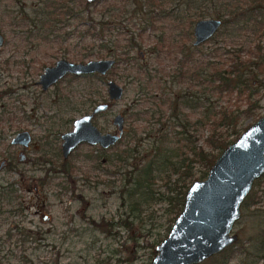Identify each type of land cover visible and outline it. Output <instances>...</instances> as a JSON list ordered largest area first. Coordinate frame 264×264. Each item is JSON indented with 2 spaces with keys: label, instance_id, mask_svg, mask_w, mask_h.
I'll return each mask as SVG.
<instances>
[{
  "label": "trees",
  "instance_id": "trees-1",
  "mask_svg": "<svg viewBox=\"0 0 264 264\" xmlns=\"http://www.w3.org/2000/svg\"><path fill=\"white\" fill-rule=\"evenodd\" d=\"M102 1L106 0L93 3L82 0H39L28 13L22 9L19 15L13 16L15 35L21 39L25 48L37 49L41 44H50L68 52V43L73 45L74 51H78L76 49L79 47L99 58L112 57L116 60V66L121 60L125 64L132 62L133 57L129 56V51L140 48L143 35L156 31L157 24L161 22L188 18L191 23L208 13L223 20V27L214 36L221 38L218 40L221 44L207 55L206 60L203 59L205 54L191 46L185 48V45H181L179 51L175 50L180 34H167L164 31L156 34L155 46L150 49L152 59L158 61L153 68L146 65V57H134L138 64L134 63L133 66L137 74L142 75L133 76L138 87L134 106L123 111L132 123L124 130L126 140L123 148L115 150L105 159L109 164L117 163V170H123L124 180L119 192L124 194L121 201L127 209L126 216L118 221L90 218L88 223L91 227L89 230L94 233L98 231L104 239L114 238L116 229L129 233L137 225L145 237L149 232L142 228L146 207L156 202H165L167 213L174 216L168 220L172 222L183 206L184 195L189 187L186 182L207 175L221 151L240 135L242 118L252 116V120H256L261 116L255 113L259 99H254V96L264 88V47L258 41L264 33V23L253 20L255 24L249 26L251 17L247 11L250 7L256 10L263 4L262 0H125L126 5L128 2L133 3L131 10L124 8V4L121 9L115 4L97 9ZM90 6L92 9L89 10ZM94 12L99 15L96 16ZM84 13L87 15L84 16ZM68 26L73 27L69 29ZM248 29L252 30L251 36ZM229 37L237 45L226 49L223 43ZM250 37L257 41L254 42ZM72 38L75 41H71ZM86 39L91 41L83 45ZM164 48L166 51H163ZM172 50L178 54L180 52V58ZM162 53L168 57L175 55L172 58L174 67L165 71L161 64ZM83 56L88 55L85 53ZM80 61L84 60L81 58ZM140 61L144 64H140ZM68 77L70 84L77 81L74 92L81 98L79 104L91 107L97 103V96H101L103 76L90 74ZM82 82L89 84L88 87L81 86ZM70 93L69 90L68 95ZM62 99V95L57 97V100ZM67 100L72 103L69 96ZM241 102L246 103L245 108L239 105ZM193 112L199 114L195 120H191ZM4 114H8V111L0 112V123ZM6 118L9 119L8 116ZM139 122L146 126L140 132L136 130ZM194 131L203 133V144L198 145L196 141L199 137L193 134ZM58 132L55 131V139L58 138ZM5 139L4 132L0 130V145ZM52 150L50 146H43L37 152L40 157L33 158L32 166L44 169L47 174L51 173V179L57 176L61 179L57 185L67 189V185L74 182L72 174L75 166L69 158L64 160L57 148L54 152ZM7 158L5 169L9 172L17 171L16 159L13 156ZM46 164L49 166L45 167ZM196 164L200 166L197 177V171H194ZM158 180L163 181L167 187L166 194L155 190ZM20 186L24 185L18 181L0 184V205L3 203L11 207L10 204L20 197ZM246 199L242 203L244 207ZM17 205L18 208L12 207L10 211H22V202ZM254 217L253 235L245 238V241L237 240L199 264H229L236 251L244 254L242 264H264V212ZM128 238L133 241L134 249L106 247V254L94 257L93 264H134L137 251L142 249H148L147 258L151 259L158 240L140 241L134 233L128 234ZM121 253L126 254L122 256Z\"/></svg>",
  "mask_w": 264,
  "mask_h": 264
},
{
  "label": "rangeland",
  "instance_id": "rangeland-1",
  "mask_svg": "<svg viewBox=\"0 0 264 264\" xmlns=\"http://www.w3.org/2000/svg\"><path fill=\"white\" fill-rule=\"evenodd\" d=\"M82 1L85 2V0ZM107 1L112 2L107 3ZM37 2L39 0H0V33L3 35V43L0 46V93L2 91L7 92L2 93L0 96V112L8 111V114H4V119L0 123V130L4 132L7 138L0 145V155L2 156L0 160L4 158L7 161V157L13 156L17 164V171L11 170L9 172L4 166L0 172V184H5L6 181H18L24 185L20 186V197L10 204L11 207L8 208L7 204L3 205V203L0 205V264H93L94 257L99 254L102 257L106 254L104 253L106 247L134 249L133 241L128 238V234L133 235V233L140 241H144V239H146V242L158 240L156 243L158 244L167 235L170 228L167 227L171 226L173 222L169 223L168 220L174 217L172 214L167 213L165 202H156L146 207L142 228H146L149 232L145 237H143V230L140 231L138 225L129 233L123 229H116L117 233L114 238L110 237V239H104L98 231L94 233L89 230L91 228L88 223L90 218L118 221L126 216L127 209L121 201L124 194L119 192L124 180L123 170H117V166H119L117 163L109 164V161H106L108 156L115 150L123 148L126 140L124 134L120 142L109 149L104 150L98 145L87 143H81L77 146L68 157L75 166V172L72 174L74 182L67 185V189H61L57 185V182L61 179L57 176L51 179V173L47 174L44 169L40 170L37 166H32V161L36 156L40 157L37 152L42 150L43 146H50L53 150L57 148L61 155L60 134L71 130L74 118L89 112L97 103L108 101L105 85L107 79H112L121 85L124 88V94L120 100L111 102L106 111L97 114L93 121L102 132H115L111 120L116 113H120L124 116V130L129 128L132 122L127 119L123 111L134 106L133 100L138 87L136 80L133 81L132 79L133 76L142 75L141 73L137 74L138 71L133 66L134 63L138 64L137 59L135 60L134 57L138 58V54L141 52V57H146L145 63L148 68H153L158 61L152 59L153 55L150 49L155 46L156 34L159 31H164L167 34L180 33L181 35L175 45V50L179 51L181 45H185V48L192 45L193 23L188 29L186 23H183L180 19H169L157 24L158 29L156 31L146 32L140 42L141 47L129 51V56L133 57L132 62L125 64L121 60L116 66L114 64L103 77V84L100 87L101 96H97V103L87 107L79 104L81 98L75 93L77 81L70 84L68 76L56 85L51 86L47 91H42L34 83L43 69L52 65L57 59L65 58L70 61H80L82 58L86 61L99 58L94 54H88L89 51H83L79 47L76 49L78 51H74L75 49H72L73 45L68 43L66 46L69 48L68 52H64V48L59 49L57 45L50 44H41L37 49L34 47L25 48L21 39L15 35L12 18L19 15V11L22 9H26L24 11L28 13ZM124 2L125 0L102 1L97 9H101L103 5L107 6L108 4H115L118 9H121L120 7L124 4V8L131 10L133 3L128 2L129 4L126 5ZM174 2L179 1L175 0ZM261 3L264 5V0ZM22 6L24 7L22 8ZM90 9H92L91 6ZM247 13L251 17V21L248 22L249 26L255 24L253 20L264 23V8L251 10L250 7ZM86 15L87 13H84V16ZM95 15L98 16L99 13L96 12ZM205 17L215 18L216 15L208 13ZM72 27L68 26L67 28L72 29ZM231 31L235 33L233 30ZM247 32L250 35L252 30L248 29ZM213 38L197 47L199 53L206 55H203L205 60L207 55L214 48H217V45L221 44V41H218L221 39L220 37ZM230 38H225L227 41L223 43L226 49L237 45ZM252 39L255 40L254 42L257 41L254 38ZM122 40L120 42H123ZM71 41H75V39L72 38ZM90 41L91 39L84 40L83 45ZM258 41L264 47V33ZM175 50L172 51L175 53ZM163 51H166V49L164 48ZM85 53L88 56H83ZM161 55V64L165 71L174 67L172 58L175 55L178 58L181 56L180 52L179 54H172L171 57L164 53ZM208 59L211 58L208 57ZM140 64L143 65L144 62L140 61ZM88 85L85 82L81 83V86L88 87ZM69 90L71 91L70 95H68ZM59 95H62V100H57ZM67 96L70 97L72 103L71 101L68 102ZM254 99H259L255 113L261 116L264 115V88L254 96ZM245 104V102L239 103L242 108L246 107ZM163 108L167 109L166 106H163ZM198 115V113L193 112L191 120H195ZM7 116L9 119L6 118ZM68 119L70 120L68 121ZM254 121L252 116L242 118L239 126L240 133ZM144 128H146L145 124L139 122L136 130L140 132ZM20 130H28L32 134L30 147L24 151L25 159L23 162L17 159L21 147L10 144V139ZM55 131H59L57 139H55ZM193 134L199 137L196 141L198 145L203 144V138L201 137L203 133L194 131ZM53 150L52 152H54ZM48 166L49 164L45 165V167ZM199 169L200 166L196 164L194 171ZM59 174L57 175L59 176ZM198 174L197 171L196 177ZM45 176L49 178H45ZM174 178L175 176L172 177V179ZM195 180H188L186 182L187 186ZM25 186L28 187V190L24 189ZM35 188H37L36 191ZM155 190L162 194L168 192L167 187L160 180L156 181ZM247 196V199L245 198L246 207L241 205V216L234 227L238 240L243 241L254 234L253 222L256 220L254 216L264 212V175L256 180ZM20 201L22 207H24L22 211L18 213L11 212L10 208H18L17 204ZM43 216H48V219L44 220ZM121 254L124 256L126 253ZM235 254L229 264H242L245 259L244 254L239 253V251H236ZM147 255L148 249L138 250L136 253L138 259L136 258L134 264H149L151 259L148 260Z\"/></svg>",
  "mask_w": 264,
  "mask_h": 264
},
{
  "label": "water",
  "instance_id": "water-1",
  "mask_svg": "<svg viewBox=\"0 0 264 264\" xmlns=\"http://www.w3.org/2000/svg\"><path fill=\"white\" fill-rule=\"evenodd\" d=\"M93 3L96 0H85ZM221 20L201 18L193 25V45L208 41L219 29ZM3 35L0 33V46ZM139 56H142L141 52ZM114 58H93L86 61L57 59L38 75L36 84L42 91L66 76L97 74L105 76L114 66ZM108 101L72 121V128L60 134L61 156L66 160L81 143L108 149L124 133V116L116 113L111 123L115 132H102L94 117L106 111L111 102L123 97L124 88L112 79L105 81ZM32 141L28 130H20L10 139L11 145L27 149ZM24 161V151L18 152ZM5 159L0 160V170ZM264 175V115L248 125L243 132L217 156L204 179L193 181L185 192L183 206L174 218L167 235L155 245L149 264H199L220 253L238 240L234 232L241 216V205L254 182ZM47 216H44V220Z\"/></svg>",
  "mask_w": 264,
  "mask_h": 264
},
{
  "label": "flooded vegetation",
  "instance_id": "flooded-vegetation-1",
  "mask_svg": "<svg viewBox=\"0 0 264 264\" xmlns=\"http://www.w3.org/2000/svg\"><path fill=\"white\" fill-rule=\"evenodd\" d=\"M258 8H259V9H260V8L262 9V8H264V5H262V6L258 7ZM187 12H188V11H187ZM204 17H205V16H204ZM204 17H203V18H204ZM205 18H206V17H205ZM215 18H217V17H215ZM199 19H201V18H199ZM217 19H220V20H221V25H220L219 29L217 30V32H216L211 38H213V37L219 32V30L223 27V20H222V18H217ZM196 20H198V19H196ZM184 21H185V22H184ZM193 21H194V20H193ZM193 21L190 23V20H189L188 18H184L183 23H186V25H187V27H188V29H189L192 23H193V25H194V22H195V21H194V22H193ZM184 29H185V28H184ZM186 31H187V33L189 34L187 28H186ZM179 34H180V33H179ZM179 34H178V35H179ZM180 35H181V34H180ZM180 35H179V36H180ZM192 35H193V26H192ZM211 38H210V39H211ZM210 39H209V40H210ZM193 41H194V37H193ZM193 41H192V45H191V47H193V48H197V47H199L200 45L203 44V43H202V44H200V45H198V46H194V45H193ZM138 55H139V54H138ZM139 57H140L141 59L144 58V57H141V56H139ZM103 77H104V76H103ZM36 81H37V80H36ZM36 81L34 82L35 84H36ZM60 81H61V80H60ZM60 81H59V82H60ZM57 83H58V82H57ZM57 83H56V84H57ZM56 84H55V85H56ZM36 85H37V84H36ZM53 86H54V85H53ZM2 92H3V91H2ZM2 92L0 93V95L2 94ZM5 93H7V92L5 91ZM30 133H31V132H30ZM31 136H32V134H31ZM30 144H31V143H30ZM30 144H29V146H28L27 149H29ZM18 146H19V145H18ZM27 149H23V148H21L22 151H25V150H27ZM21 150H19V151H21ZM3 159H4V158H3ZM1 160H2V159H1ZM6 163H7V161L5 160V164H4V166L6 165ZM4 166H3V168H4ZM3 168L0 170V172L3 170ZM252 187H253V186H252ZM24 189H25V190H28V187H27V188H24ZM36 189H37V188H35V191H36ZM43 218H44V216H43ZM47 219H48V216H47Z\"/></svg>",
  "mask_w": 264,
  "mask_h": 264
}]
</instances>
